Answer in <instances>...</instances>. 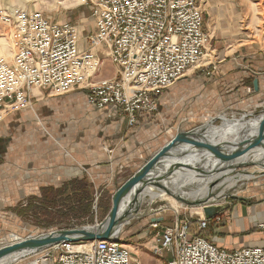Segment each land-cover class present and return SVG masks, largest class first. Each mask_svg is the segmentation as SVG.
I'll list each match as a JSON object with an SVG mask.
<instances>
[{
  "label": "built area",
  "instance_id": "1",
  "mask_svg": "<svg viewBox=\"0 0 264 264\" xmlns=\"http://www.w3.org/2000/svg\"><path fill=\"white\" fill-rule=\"evenodd\" d=\"M96 2L94 31L87 38L72 23L55 22L41 11L0 13L13 50L11 63L0 59V123L31 108L36 89L51 96L84 89L90 108L117 109L133 127L139 116L156 115L157 98L192 68L205 69L208 76L218 71V65L203 63L210 42L203 31V0ZM96 50L117 68L114 79L92 83L103 66ZM214 219L221 222L219 216ZM163 221L158 214L150 220L149 251L156 257L170 254L167 264H264V223L259 226L262 246L228 251L202 236L211 223L205 215L177 217L165 228ZM51 252L53 264L133 263L132 253L119 240L64 242L27 264H48Z\"/></svg>",
  "mask_w": 264,
  "mask_h": 264
},
{
  "label": "crops",
  "instance_id": "2",
  "mask_svg": "<svg viewBox=\"0 0 264 264\" xmlns=\"http://www.w3.org/2000/svg\"><path fill=\"white\" fill-rule=\"evenodd\" d=\"M206 6L207 0H203V31L211 36L205 22ZM99 52L96 50L97 56L104 59ZM217 61L218 71L210 76L205 69L192 68L157 98L158 113L139 116L133 127L117 109L90 108L83 90L63 96L34 90L31 108L15 112L0 123V169L12 173L8 180L13 204H19V196L23 194V206L27 208L33 201H36L34 206H41L42 195L63 192L81 177H86L101 192L113 182L125 180L124 185L179 131L197 128L191 124L201 115L210 117L231 110L263 112L264 80L259 79V91L250 94L246 67L224 58ZM101 72L92 83L117 76V68L109 58L104 59ZM192 91L201 94L202 106L191 104L190 110L183 112L179 108L181 98ZM99 120H106L105 142H99L94 136L93 129ZM82 131L88 134L79 138ZM48 132L53 133L52 138ZM49 138L60 144H54ZM106 146L111 153L105 151ZM252 192L258 195L261 191ZM161 211L159 208L153 212L165 221L168 218ZM153 212L149 213L152 217ZM218 215L221 222L214 223L209 236L203 237L228 251L263 245L259 226L264 223V199L257 200L253 195L251 200L237 199L232 207H226Z\"/></svg>",
  "mask_w": 264,
  "mask_h": 264
},
{
  "label": "rangeland",
  "instance_id": "3",
  "mask_svg": "<svg viewBox=\"0 0 264 264\" xmlns=\"http://www.w3.org/2000/svg\"><path fill=\"white\" fill-rule=\"evenodd\" d=\"M96 3V0H0V13L7 10L23 8L29 11H41L55 22L72 23L79 29L81 36L87 38L88 35L94 31L92 11ZM205 22L207 30L211 33V36H209L211 37V42L210 45H208L209 47H207L209 50L203 63H214L218 65L219 62L217 60H219V58L240 62L241 66H245L249 71L250 77L248 78L247 90L248 93L252 94L254 92L253 82L256 79L264 80V0H207ZM214 28H216V30H214ZM8 36L9 29L0 23V40H5L4 42L7 44L6 49L8 51L7 54L6 49L0 47V52L3 51L5 54V56L0 59H4L6 62L11 63L13 59V50ZM8 55H12V57ZM104 59L107 58L104 57ZM104 59H102L103 63ZM101 70H103V66ZM101 73L102 72L94 79L99 77ZM102 80L100 79L94 83H98ZM198 88L199 87L196 86L197 90ZM83 91H85L86 95V90L83 89ZM45 93L47 94V92ZM201 98L202 96L199 92L196 93L192 91L191 94L186 95V98H181L179 108L185 112L190 110L191 104L200 107L202 106ZM91 111L92 113L97 112L96 110ZM261 114V111H223L210 117L201 115L191 125L194 127L204 126L217 118H223V121L227 120L224 122L226 125L230 124L231 120H239L242 118L253 119ZM105 121L106 120L103 122L100 120L96 121L97 123L93 129L94 136L99 139V142L107 141L104 132V128L107 126ZM221 124V121H216L213 123V126L218 128ZM48 134H51L52 138L53 133L48 132ZM87 134L86 131H82L79 134V138H83L87 136ZM51 138L49 139L54 142V144H60L58 140ZM42 146L46 147L45 145ZM105 148L107 149V146ZM256 168L255 166H251L240 172L236 171L232 175L234 176L238 173L243 174L242 172L248 173ZM4 169H6V165ZM11 177L12 173L7 172V170L1 171L0 169V247L47 234L52 231L73 229L71 228L73 225H78L76 218L72 217L70 213L66 216L62 215V212H64L66 208H73V201L68 204L67 202L70 200H67V196L56 199L61 191L56 192V195H51L50 198L53 199L49 200L46 199V196L42 195L40 199L41 202L39 201L41 206H34L36 201H33L28 204L27 208L23 206L24 204L22 205L24 198L23 194H20L21 196H19L20 199L18 200L21 202L14 205L12 201L13 198H11L12 195L10 194L11 186L8 180ZM83 178L85 177H81V179ZM232 180L237 181L239 179L236 177ZM218 181L213 185V188L217 187V189L211 191L210 196L192 193L183 195L176 192L181 198L186 199L188 203H182L173 197L175 201L180 204V207L175 210L170 208L167 200H161L159 198L162 196H169L168 198H171L172 196L170 195H162L153 200L150 197L143 198L137 217L130 224L124 226L120 234L121 242L132 253V264H167L171 259L170 254H164L163 257H156L149 251L153 236H151V232L148 230L149 225L147 224H149L150 220L155 216V212L153 211H157L159 208H162L161 212L164 211L165 213L163 215L168 218L162 222L165 228L171 227L173 221H175L177 217L182 219L191 215L195 220L201 217V215H205V207L220 206L225 209L226 207H232L234 201L237 199L251 200L252 195L257 200L264 199V192L262 190L264 187L263 174L243 179V181L239 182L233 189L227 190L225 193H223V191L227 184L219 186L222 180L219 178ZM124 182L125 180L113 182L111 186L103 192L92 187L91 193L93 194L94 206L93 220L91 224H87L89 219L83 220L81 223L85 222L86 225L84 226L100 223L105 219L112 208L114 194ZM257 189L261 191L260 194H251L253 193L252 191ZM199 193L203 194L204 192L200 191ZM214 198H216L215 202L213 200ZM50 201H54L55 203ZM150 212H153V217L149 215ZM216 216L218 217L219 215L217 214ZM101 219L102 221H100ZM208 220L211 223L203 236H209L212 227H214V217ZM77 227L81 226H76L75 228ZM44 251L37 254H43ZM35 255L28 256L13 264L30 263ZM50 255L51 261L48 264H53L56 256L52 252Z\"/></svg>",
  "mask_w": 264,
  "mask_h": 264
},
{
  "label": "water",
  "instance_id": "4",
  "mask_svg": "<svg viewBox=\"0 0 264 264\" xmlns=\"http://www.w3.org/2000/svg\"><path fill=\"white\" fill-rule=\"evenodd\" d=\"M259 91V81L253 82ZM216 121L222 124L212 131L207 129ZM236 125H244L237 133L231 134L224 127L221 118L190 131H179L176 136L148 160L114 194L112 208L100 223L68 230L52 231L17 243L0 247V264H13L28 256L35 255L64 242L92 243L120 239L121 230L138 215L146 193L164 192L188 203L172 193L167 183L179 174L192 172L230 173L259 166L258 156L264 159V111L253 119L233 120ZM249 157V159H245ZM246 173V172H242ZM224 210L223 207H205L208 219Z\"/></svg>",
  "mask_w": 264,
  "mask_h": 264
},
{
  "label": "bare ground",
  "instance_id": "5",
  "mask_svg": "<svg viewBox=\"0 0 264 264\" xmlns=\"http://www.w3.org/2000/svg\"><path fill=\"white\" fill-rule=\"evenodd\" d=\"M22 10H25V8H23ZM4 41L5 40H0V47H2L3 49H6L7 44ZM6 52L8 54L7 49H6ZM4 56H5L4 52L1 51L0 52V58L4 57ZM9 57H12V55H10ZM221 119L223 120V118H221ZM225 121H227V120H225ZM225 121H223V125H224V127H227L226 130H228L229 133H231V134L237 133L244 126V125H239V124L236 125L237 123H235V122L233 123V120L230 121L231 122L230 124L225 125V123H224ZM207 129L215 131L217 129V127L210 125L209 127H207ZM245 159L248 160L249 157H247ZM257 160H259V166H257V168L255 170L253 169L248 173H243V174L238 173L237 175L233 176L230 173H214L213 172V173H205V174H198L197 175V174L192 173V172H186V173L179 174L170 183H167V187L175 195H178L177 193H180L183 195L192 193V194H199V195H205V196L209 195L210 196V192L215 191L217 189V187L213 188L214 183H216L220 178V180H222V181L220 182L219 186L227 184L226 188L223 191V193H225V191L233 189L239 182L243 181V179L252 178L253 176L256 177V176L262 175V174L264 175V159H262V156H258ZM236 177H238L239 180H237V181H235L236 179L232 180ZM200 191L204 192V193L200 194L199 193ZM162 195H167V194L164 192L151 191V192L146 193L144 198L150 197L153 200L154 198H158L159 196H162ZM168 197L169 196H167V197L162 196L159 198L161 200H167L171 209L175 210V209L180 207V204H178V202L175 201V199L173 197H171V198H168Z\"/></svg>",
  "mask_w": 264,
  "mask_h": 264
},
{
  "label": "trees",
  "instance_id": "6",
  "mask_svg": "<svg viewBox=\"0 0 264 264\" xmlns=\"http://www.w3.org/2000/svg\"><path fill=\"white\" fill-rule=\"evenodd\" d=\"M92 185L90 184L89 180L85 177L83 179L74 181L70 183L69 186L64 188L63 192H59L60 194L56 199L59 197L67 196L70 200L67 202L68 204L73 201V208H66L64 212H62L63 216L71 214L72 217L76 218L78 225H73L71 228H75L76 226H84L86 223H81L83 220L89 219L88 223H92L94 210H93V194L91 193ZM70 192L71 194H68ZM53 193H49L46 195V199H53L50 198ZM55 199V198H54ZM55 203L54 201H50ZM63 210V209H62ZM61 214V211H60ZM68 217V216H67ZM121 241V240H120Z\"/></svg>",
  "mask_w": 264,
  "mask_h": 264
}]
</instances>
